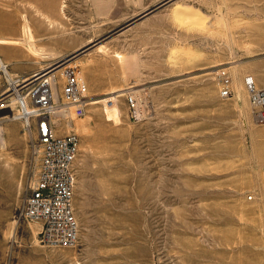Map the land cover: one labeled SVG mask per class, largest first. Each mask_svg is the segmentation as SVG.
<instances>
[{
    "label": "rangeland",
    "instance_id": "obj_1",
    "mask_svg": "<svg viewBox=\"0 0 264 264\" xmlns=\"http://www.w3.org/2000/svg\"><path fill=\"white\" fill-rule=\"evenodd\" d=\"M26 21L34 41L0 45L12 76L65 62L88 85L72 127L80 237L45 246L21 214L36 164L14 102L0 110V264H264V124L244 85L264 87V0H0V38L26 40Z\"/></svg>",
    "mask_w": 264,
    "mask_h": 264
},
{
    "label": "built area",
    "instance_id": "obj_2",
    "mask_svg": "<svg viewBox=\"0 0 264 264\" xmlns=\"http://www.w3.org/2000/svg\"><path fill=\"white\" fill-rule=\"evenodd\" d=\"M9 64L0 55V76L5 87L1 106H15L23 117L32 139L31 156L36 173L23 196L22 216L41 226L40 241L56 248H73L80 237V225L75 211L77 184L76 162L81 138L68 123L86 114L90 103L89 89L79 69L65 62H54L28 76H11ZM216 80L222 98L234 95L233 77L219 72ZM244 85L257 123L264 124V87L255 76L246 75ZM132 118L139 122L145 116L141 100L135 94L127 96ZM62 131V132H61Z\"/></svg>",
    "mask_w": 264,
    "mask_h": 264
},
{
    "label": "bare ground",
    "instance_id": "obj_3",
    "mask_svg": "<svg viewBox=\"0 0 264 264\" xmlns=\"http://www.w3.org/2000/svg\"><path fill=\"white\" fill-rule=\"evenodd\" d=\"M6 26L7 27H9V25L8 24H6ZM24 32H25V35H26V40H18V39H7V38H0V45H11V44H23L24 43V41H27V42H32V41H34V39H32L33 37H32V30H31V26H30V24H29V21H26V23H25V26H24ZM32 40V41H31ZM91 42H93L92 40H89L88 41V44H90ZM87 45V44H86ZM85 45V46H86ZM95 45V44H94ZM90 48V47H89ZM47 57H50L48 54L46 55H43V58H47ZM42 58V59H43ZM12 76V75H11ZM239 90V95H240V97L239 98H241V95H242V93H241V91H240V89H238ZM13 100H15V99H12L11 101H13ZM15 101H13L10 105H5V106H0V110H8L9 108H11V106H13V103H14ZM6 112V111H5ZM8 117L9 118H12V119H22V117H23V115H22V113L21 112H18V114H15L14 115V113L13 114H10V115H8ZM3 118H5V116L3 115ZM75 126V125H74ZM67 127H70V128H72L73 127V123H68V125H67ZM0 128H1V126H0ZM30 132V131H29ZM0 142H1V144L4 146V144H5V139H4V134H2L1 132H0Z\"/></svg>",
    "mask_w": 264,
    "mask_h": 264
}]
</instances>
